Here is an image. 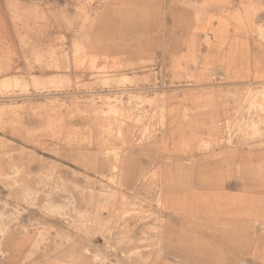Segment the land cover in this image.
Instances as JSON below:
<instances>
[{
	"label": "rangeland",
	"instance_id": "1",
	"mask_svg": "<svg viewBox=\"0 0 264 264\" xmlns=\"http://www.w3.org/2000/svg\"><path fill=\"white\" fill-rule=\"evenodd\" d=\"M216 9L218 0H0V264H159L173 226L166 173L128 187L127 158L156 142L141 118L149 95L167 99L170 83L216 94L230 82L192 70L182 53L184 25ZM250 107L264 113V93Z\"/></svg>",
	"mask_w": 264,
	"mask_h": 264
},
{
	"label": "crops",
	"instance_id": "2",
	"mask_svg": "<svg viewBox=\"0 0 264 264\" xmlns=\"http://www.w3.org/2000/svg\"><path fill=\"white\" fill-rule=\"evenodd\" d=\"M181 37L192 70L230 82L216 94L170 83L167 99L149 95L141 118L161 148L146 142L128 154L135 181L126 186L142 189L143 173H166L161 199L173 226L159 264H264V113L250 107L264 93V0H218ZM242 122L245 135L227 132Z\"/></svg>",
	"mask_w": 264,
	"mask_h": 264
}]
</instances>
